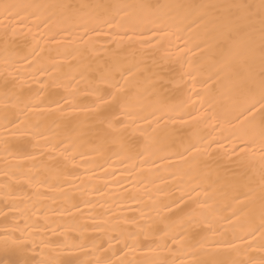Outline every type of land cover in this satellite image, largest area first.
<instances>
[{
  "label": "bare ground",
  "instance_id": "1",
  "mask_svg": "<svg viewBox=\"0 0 264 264\" xmlns=\"http://www.w3.org/2000/svg\"><path fill=\"white\" fill-rule=\"evenodd\" d=\"M4 3L0 264H264L261 0Z\"/></svg>",
  "mask_w": 264,
  "mask_h": 264
},
{
  "label": "snow or ice",
  "instance_id": "2",
  "mask_svg": "<svg viewBox=\"0 0 264 264\" xmlns=\"http://www.w3.org/2000/svg\"><path fill=\"white\" fill-rule=\"evenodd\" d=\"M52 7H58V6H52ZM116 12H115V16L111 19H107L105 21L106 24L109 25H116L119 20L117 18H122L123 16L127 15V9L132 7L130 5H113L112 6ZM143 7V6H140ZM16 8L15 5L12 4H8V3H4L2 5H0V9H2L3 11V18L5 20L11 18V19H15L16 16L13 15V11ZM259 8L261 9V12L264 13V0H261V3L259 5ZM37 19H39V16L37 15ZM44 24L47 25L48 24V20L45 19L44 20ZM261 24L262 26H264V19L261 20ZM7 31L5 32V36H7ZM39 50L37 49V54H38ZM27 59V58H26ZM260 62H261V72H260V76H259V88L261 89V95L260 98L258 100H255L253 103H251L250 107L248 108V113H252L255 109H257V107L259 106V108L264 109V27H262V44H261V49H260ZM256 77L252 74L249 75V81L250 82H255ZM114 87H119V85H113ZM262 117H264V112L261 113ZM262 231H264V225H262L261 228ZM254 235V233H253ZM25 264H27V262H25ZM68 264H71V262H68Z\"/></svg>",
  "mask_w": 264,
  "mask_h": 264
}]
</instances>
